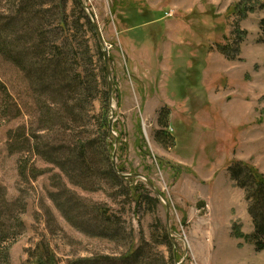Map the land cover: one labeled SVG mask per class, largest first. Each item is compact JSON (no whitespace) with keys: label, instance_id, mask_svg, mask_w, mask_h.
<instances>
[{"label":"rangeland","instance_id":"1","mask_svg":"<svg viewBox=\"0 0 264 264\" xmlns=\"http://www.w3.org/2000/svg\"><path fill=\"white\" fill-rule=\"evenodd\" d=\"M88 3L109 53L112 100L103 101L108 78L98 36L68 0V30L74 40L71 75L95 78L98 86L95 98H87L79 112L76 133H95L103 105L117 139L116 166L144 176L165 202L158 198L154 212L145 214L146 206L130 207L121 196L123 188L102 173L95 178L99 188L84 190L55 165L33 156L25 142L29 135L38 136L41 149L52 154L69 144L70 133L55 123L50 126L44 112L52 101L56 110L62 103L34 88L26 71L0 55V82L19 109L15 118L0 122V188L9 202L19 200L25 207L24 229L10 242L8 264H24L39 240L49 243L59 264L125 253L142 236L147 254L155 256L157 250L165 251L150 241L159 219L174 239L172 264H264V250L257 252L251 238L254 226L243 192L228 172L230 164L243 162L264 176V0ZM54 24L46 30H56ZM237 29L246 36L239 40L236 58L229 60L224 54L234 53ZM68 97L76 96L71 92ZM162 110L168 111L165 131L174 144H165L158 126ZM155 132L164 145L156 142ZM21 160L42 174L21 182ZM94 205L120 219L119 228L132 238L129 244V238L113 242L93 236Z\"/></svg>","mask_w":264,"mask_h":264},{"label":"trees","instance_id":"2","mask_svg":"<svg viewBox=\"0 0 264 264\" xmlns=\"http://www.w3.org/2000/svg\"><path fill=\"white\" fill-rule=\"evenodd\" d=\"M71 1L78 13L82 15L85 25L93 30V24L78 0ZM67 5L68 0H0V55L26 71L34 88L41 87L48 97L58 98L61 101L62 109H54L52 106L55 102L52 101L50 107L45 106L44 112L49 118L50 126L55 123L64 131H68L71 136L69 144L60 147L55 153L59 155L52 154L51 150L41 149L39 137L36 135H29L25 142L29 145L28 148L33 156H39L44 161L55 165L70 183L84 190H93L99 188L95 184V178L102 173L104 179L123 188L121 196L127 199L130 207L146 206L145 214L153 213L160 204V200L149 187L133 177L120 178L113 169L112 155L117 139L109 131L110 122L103 105L96 116L95 133L93 132L91 137L76 133V129L80 127L79 112L88 104L87 98H95L98 86L94 81L95 78L91 77L87 80L75 70L74 75H71L70 61L74 54V40L68 30ZM236 7L237 5L234 10ZM52 23H55L56 30H46ZM236 31L239 36L234 53L232 51L224 54L229 60L236 58L234 56L237 55L239 40L242 41L246 36L245 31H239V29ZM71 92L76 97L69 98L68 93ZM106 100H109L108 93H103V101ZM61 110L65 114L57 117L56 114ZM18 114V107L12 101L6 87L0 82V122L15 118ZM157 123L165 134V144L172 142L174 144L173 137L165 131L169 127L167 110L160 112ZM154 138L156 142L163 144L164 140L159 137L158 132H155ZM63 155L65 159L60 161L62 160L60 156ZM116 168L119 173L126 174L123 167L117 165ZM71 171L75 173V180ZM228 172L231 180L243 192L247 213L254 226L251 238L255 250L262 251L264 250V176L256 168L243 162L230 164ZM40 174L42 171L32 163L27 165L24 160L19 161L18 175L21 182L33 181ZM24 208V204H19V200L9 202L4 190L0 188V264L9 263L10 242H14L24 229V222L21 219ZM92 211L97 230V233L92 234L93 236L113 242L122 238L128 240L129 237L125 235L124 230L119 228L120 219L110 209L102 205H94ZM158 222L159 229L150 234L152 236L150 241L156 248L161 246L165 251L157 250L155 256L147 254L145 246H148V242L142 236L140 244L134 247L131 243L125 253L79 258L66 264H172L176 257L174 239L166 231L160 219ZM159 237L160 241L157 240ZM129 239L130 241H126L127 244L132 238ZM7 242H9L8 245L5 244ZM165 252L169 253L168 257L165 256ZM24 264H59V259L47 241L39 240L28 251V258Z\"/></svg>","mask_w":264,"mask_h":264},{"label":"water","instance_id":"3","mask_svg":"<svg viewBox=\"0 0 264 264\" xmlns=\"http://www.w3.org/2000/svg\"><path fill=\"white\" fill-rule=\"evenodd\" d=\"M78 2L80 3V5L83 8V10L87 12V14H88V16L90 18V21L93 24L95 32H96V34L98 36V39L100 41V45L102 47V54H103V58H104V67H105V72H106V75H107V78H108V97H109V102H111V100H112V96H111V86H112V84H111V81H110V68H109V53H108V49L106 48V45L104 44V42L102 40V37L100 35V31L98 29V26H97V23L95 21V17L93 15L92 11L86 6V4H84V2L82 0H78ZM111 130H112V122L109 123V131L111 132ZM115 158H116V150L113 151L112 166H113L114 171L117 173V175L120 178L127 179V178H130V177H133V178H137V179H142L150 187V189L153 191L154 195L157 198H160L162 201L165 202L163 196L154 188L152 183L148 179H146L144 176H142L140 174H134V173L133 174H122V173H119L117 171V168H116ZM166 210H167V213H166V224L168 226L169 207H168L167 204H166ZM167 231H168L169 234L171 233V230L169 228H167Z\"/></svg>","mask_w":264,"mask_h":264},{"label":"built area","instance_id":"4","mask_svg":"<svg viewBox=\"0 0 264 264\" xmlns=\"http://www.w3.org/2000/svg\"><path fill=\"white\" fill-rule=\"evenodd\" d=\"M85 1H86V2H85ZM85 1H84V2H85L87 5H89V3H88V2H89L90 0H85ZM166 15H167V16H170V15H171V12H170V13H169V12H168V13H166Z\"/></svg>","mask_w":264,"mask_h":264}]
</instances>
